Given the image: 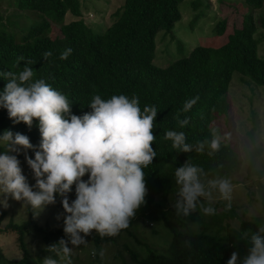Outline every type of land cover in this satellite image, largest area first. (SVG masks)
<instances>
[{
	"label": "trees",
	"instance_id": "trees-1",
	"mask_svg": "<svg viewBox=\"0 0 264 264\" xmlns=\"http://www.w3.org/2000/svg\"><path fill=\"white\" fill-rule=\"evenodd\" d=\"M183 1L124 0L122 7L111 15V23L102 32H94L82 19L81 10L86 0L82 3L81 0H14L18 14L34 13L39 20L28 28L17 26V30H7L6 27L9 28L15 19L21 17L12 15L14 20L0 25L5 27L0 30V73L18 72L19 69L14 67L18 56L35 61L32 65L35 72L33 81L42 78L54 89L66 94L73 114L82 115L91 111L88 105L96 94L103 99L119 94L128 97L136 95L141 110L146 105L157 107L153 128L156 139L151 145L157 155L144 168L145 203L136 211L129 226L118 235L92 237L97 245L106 244L128 232L134 221H148L151 226L152 223L162 222L172 235L168 245L170 256L150 251L144 257L132 256L134 264H227L233 251L241 257L246 254L247 242L239 240L240 233L256 231L264 225V186L258 181L264 174V167L256 170V161L261 154L258 149L249 153L247 166L248 178H257L260 192L259 199L251 200L259 204L260 214L257 217L249 218L245 210L240 212V206L221 201L213 206L215 210L218 206L222 208L214 215H205L198 207L186 218L177 216L173 206H166L169 197L175 198V169L186 161L204 170L206 175L201 179L205 183L208 179L222 177L229 179L232 185V177L241 162L231 145L221 138L219 150L209 157L207 147L205 154L174 150L171 141L164 139L165 132L183 131L187 142L194 147L198 140L211 139L213 130L219 136L218 130L212 129V123L216 117L229 113L227 93L234 72L240 75L235 81L242 87L241 96L246 90L253 94L258 89L256 87L264 89V56L257 54L258 44L264 41V35L255 38L259 29L264 30V14L259 15L257 20L253 18V12L263 6L264 0H243L250 13L242 18L240 27L229 33L221 43L228 28L224 19L214 25V37L205 45L193 48L187 56L166 66L154 63L156 36L160 31L165 32L161 42L169 36L181 19L178 6ZM216 2L221 7L226 3L225 0ZM191 6L194 11L200 9L193 18L196 22L202 13L205 16L211 9L209 0H196ZM53 25L59 27V36L54 38L49 36ZM67 48H71L72 53L61 60L59 56ZM48 51L52 55L43 59V54ZM6 82L0 76V92ZM194 96H199L197 104L180 117H190V123L181 129L174 117L183 102ZM251 115L254 120L255 113L251 112ZM256 129L257 126L249 132L252 140ZM5 130L28 136L34 149L38 148L41 139L38 121L34 120L30 128L23 122L14 123L7 110L0 107V135ZM34 149L29 150L34 153ZM3 151L5 145L0 142V152ZM87 178L85 175L82 179ZM67 195L69 202L76 198L75 185ZM60 200L58 196V206L63 214ZM228 204L230 207H226ZM3 217L4 214H0V222ZM189 224L191 227L188 229ZM192 224L197 225V229L194 230ZM2 233L16 236L22 257L9 260L0 252V264H35L28 259L24 242V237L30 233L38 234L45 244L44 249L51 251L56 259V252L48 248L61 239H68L63 228L41 227L32 218L21 224L10 221L0 228Z\"/></svg>",
	"mask_w": 264,
	"mask_h": 264
},
{
	"label": "clouds",
	"instance_id": "clouds-1",
	"mask_svg": "<svg viewBox=\"0 0 264 264\" xmlns=\"http://www.w3.org/2000/svg\"><path fill=\"white\" fill-rule=\"evenodd\" d=\"M71 53L72 49L67 48L59 58L67 59ZM51 55L50 51L45 52L43 59ZM34 63L18 56L14 64L18 72L0 73L7 81L0 92V107L7 110L14 123L23 122L30 128L34 120L38 121L41 138L34 149L24 134L5 130L0 135V142L5 145V151L0 152V186L13 199L26 201L39 211L55 204L57 195L61 197L63 232L68 239L48 248L56 252L59 260L46 256L43 264H60L61 260L72 264L73 248L87 245L85 237L93 230L101 238L118 235L145 203L144 168L157 155L151 145L156 139L153 128L158 110L154 105L141 110L136 95L103 99L96 94L88 105L91 111L73 114L66 94L42 78L33 81ZM198 100L199 96H194L183 102L174 117L179 128L190 123V117H180L190 112ZM164 139L171 141L174 150L185 153L205 154L207 147L209 157L220 148V137L214 130L211 139L198 140L195 147L187 142L183 131L167 130ZM17 146L34 149V157L25 155L34 186L23 175ZM85 175L87 180L82 179ZM205 175L202 168L188 161L175 169L173 207L177 216L189 217L198 207L205 215H214V193L224 201L231 200L233 185L229 179L217 177L205 183L201 179ZM73 185L76 198L69 202L67 194ZM239 240L247 242L246 254L241 257L233 251L227 264H264V225L256 231L241 232Z\"/></svg>",
	"mask_w": 264,
	"mask_h": 264
},
{
	"label": "rangeland",
	"instance_id": "rangeland-1",
	"mask_svg": "<svg viewBox=\"0 0 264 264\" xmlns=\"http://www.w3.org/2000/svg\"><path fill=\"white\" fill-rule=\"evenodd\" d=\"M83 1L81 0V3ZM194 1L196 0H184L179 4L181 19L168 34L171 39L169 36L164 37V41L161 42L160 40L165 32L160 31L157 34L156 57L154 59L157 66H166L168 63L187 56L193 48L205 45L214 37L212 32L214 25L219 20L224 19L228 22V28L220 40L221 43L229 33L240 27L242 18L250 13L249 7L243 4V0H225L226 3L222 7L221 4H217L216 0H209L211 4L209 13L205 16L202 13L196 22L193 18L200 9L194 11L191 6ZM123 3L124 0H86L85 7L81 10L82 19L85 24L90 25L94 32H102L111 23V15L122 7ZM16 14H18V10L14 5V0H0V25H7L8 21L14 20L15 18L12 15L21 16L19 19H15V23L11 24L9 28L6 27L7 30L15 28L17 30V26L28 28L39 20V17L34 13ZM261 14H264V4L260 9L253 12L254 20H257ZM4 29V26H0V30ZM261 34L264 35L263 29H259L255 34V38ZM49 36L52 38L59 36V27L53 25ZM257 54L259 57L264 56V41L259 42ZM239 76L234 72L229 85L227 93L230 104L229 113L216 117L212 123V129L216 128L219 137L231 145L237 153L241 165L232 177L234 185L231 200L224 201L220 199L218 194L214 193L212 206H215L219 201L225 204L231 203L240 206V212L245 210L249 218H254L260 214V208L257 201L253 202L251 200L259 199L260 192L256 183L257 178H248L247 166L249 153L258 149L261 150V154L256 161V170H261L264 167V89L256 87L258 89L253 94L246 90L245 94L241 96L242 87L238 86L235 81V78ZM245 79L249 81V79ZM251 112L255 113L254 120H252ZM255 126H257V129L252 140L249 137V132ZM25 155L34 157V153L29 149L19 148L17 158L20 161L23 175L27 178L28 184L34 186L35 179L25 161ZM258 181L260 185L264 186V174ZM33 190L37 191L38 189L33 187ZM58 196H56L55 204L46 205L39 211L26 201L13 199L11 194L4 193L2 186H0V214H4L0 222V228H4L10 221L21 224L30 218L41 227L63 228V214L58 206ZM171 197L166 203L167 207L173 206L175 203V198ZM221 210V207H216V212ZM58 215L59 219H57ZM192 226L194 230L197 229V225L192 224ZM190 227L189 224L188 229ZM93 236L99 235L93 230L90 235L85 237L88 242L87 245L73 248L71 254L72 264H134L132 256L144 257L150 251L164 257L170 256L168 245L172 235L162 222L152 223L151 226L148 221H134L128 232H124L106 244L97 245L92 239ZM24 242L27 257L31 262L43 264L44 257H54L51 251L44 249L45 244L38 234L30 233L26 235ZM0 252L9 260H19L22 257L15 235L0 234ZM56 256L59 260V256L57 254ZM60 264H64V262L61 260Z\"/></svg>",
	"mask_w": 264,
	"mask_h": 264
}]
</instances>
